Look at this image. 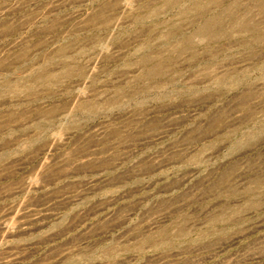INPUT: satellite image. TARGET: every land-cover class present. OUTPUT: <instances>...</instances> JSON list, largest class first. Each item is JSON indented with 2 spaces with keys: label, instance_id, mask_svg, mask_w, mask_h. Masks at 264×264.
<instances>
[{
  "label": "rangeland",
  "instance_id": "374dc122",
  "mask_svg": "<svg viewBox=\"0 0 264 264\" xmlns=\"http://www.w3.org/2000/svg\"><path fill=\"white\" fill-rule=\"evenodd\" d=\"M0 264H264V0H0Z\"/></svg>",
  "mask_w": 264,
  "mask_h": 264
}]
</instances>
